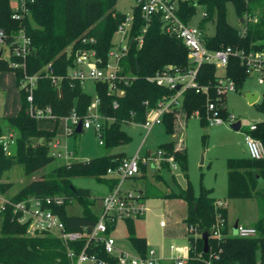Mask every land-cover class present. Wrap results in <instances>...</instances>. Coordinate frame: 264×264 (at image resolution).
I'll return each mask as SVG.
<instances>
[{
  "label": "trees",
  "instance_id": "obj_1",
  "mask_svg": "<svg viewBox=\"0 0 264 264\" xmlns=\"http://www.w3.org/2000/svg\"><path fill=\"white\" fill-rule=\"evenodd\" d=\"M118 0H33L30 2V12L20 22L11 16V1L0 0V26L8 33L17 30L20 24L24 26L30 37V51L26 56V70L33 73L42 65L51 63L56 74L63 75L60 89L51 83L48 77H41L33 92V103L37 106L49 104L56 117L50 118L52 125L42 126L38 118L29 110L26 93L19 88L22 70L11 68L8 61L0 57V73L12 72L19 88V107L15 114L0 116L6 121V128L0 121V136L12 131L14 142L10 144V152L6 153L0 143V179L3 173L14 164H21L24 173L30 179L16 192L9 195L12 200H20L28 196H62L65 202L53 209L63 220L66 229L80 230L92 228L97 220L91 205L94 203L87 188L77 186L72 177L90 175L103 181L111 187L114 178L106 173L108 167L116 166L126 156L124 152H110L87 159L71 158L62 162L50 153L49 141L58 132L63 115L68 114L74 107L76 112L83 115L93 96L85 92L79 81L67 77L69 68L74 64L77 49L94 48L97 55L107 59L109 48L119 23L125 19V12L118 10L115 4ZM180 17L187 22L195 11L197 4H204V16L211 18L216 11L217 22L214 35H204L208 48L217 49L226 45L252 50H264V0H232L235 10L245 23L243 30L231 26L225 19L227 0H175ZM258 11L257 15L253 13ZM133 19L128 28V49L121 58L120 74L128 81L118 83L120 88L111 93L106 81H94V87L99 97L98 109L101 113L114 117L103 132V144L113 147L129 139L128 133L121 127L124 119L143 121L147 106L155 105L164 94L174 92L173 88L157 85L148 79L157 70L168 63L181 66L188 64L187 48L175 35L162 30V20L159 14L154 15L143 32V41L138 44L136 37L142 33L145 19L140 9L133 6ZM83 37H93L94 41H83ZM215 64L202 63L196 79L200 84H208L209 97L215 98L211 86L215 82ZM226 74L235 80L238 89L248 77L240 60L229 56ZM182 105L163 115L165 130L169 135L176 132L178 113L188 117L195 110L199 111L201 122L207 125L205 119V102L207 96L187 88L182 95ZM118 101L116 107L113 100ZM260 108L264 110V89L262 91ZM221 114L227 117L228 111L222 107ZM74 132L73 134H76ZM252 134L264 144V120L256 121ZM205 137V133L203 134ZM167 153H172L178 162L180 170L187 177V150L184 145L174 139L158 145ZM53 163V164H52ZM227 168V193L231 198H245L261 194L264 201V187L257 188L255 174L264 181V157L252 158L249 155L228 157L225 161ZM51 166L46 169V165ZM41 172L38 177L36 173ZM11 182L0 181V192L6 194ZM182 198L186 202L187 212L184 218L188 231L189 258L186 264H264V210L252 224L255 227L253 235L241 236L229 231L227 209L218 204L217 199L210 195V189L200 185L195 193L189 180L185 186L177 184L176 190H148L146 197ZM76 199L81 205V212L73 213L66 206ZM0 225V264H71L67 255L71 247L75 256L85 246L86 238L82 237L67 244L57 235L50 232L28 234V222L17 221V214L8 205L1 212ZM134 218L124 221L128 227L129 240L132 246L144 253L147 249L145 237L136 234ZM109 231L111 226L108 227ZM218 230L219 233H215ZM203 231L209 233V249L203 251ZM87 252H94L106 259L110 264H116L105 252L101 243L89 242L85 247ZM75 259V258H74Z\"/></svg>",
  "mask_w": 264,
  "mask_h": 264
},
{
  "label": "built area",
  "instance_id": "obj_2",
  "mask_svg": "<svg viewBox=\"0 0 264 264\" xmlns=\"http://www.w3.org/2000/svg\"><path fill=\"white\" fill-rule=\"evenodd\" d=\"M11 16L22 22V18L30 12V2L33 0H10ZM135 6L140 9L141 15L145 19V24L136 39L141 45L143 41V32L149 25L152 17L159 14L162 20V30L169 34L177 36L187 48L188 64L181 66L168 63L157 70L154 74L148 76V79L157 85L173 88L171 94L162 95L153 106H147L145 119L135 121L124 119L130 124H140L146 128L145 137L156 123L163 122V115L166 112L177 109L182 105V95L185 89L194 88L207 96L205 102V119L208 125L221 124L234 121L236 118L229 113L227 117L222 116V107L226 108L225 95L228 91L237 90L235 80L226 74V65L229 56H236L240 64L244 67L248 77L254 75L258 83L264 84V50H252L242 47H233L226 45L217 49H210L206 46L202 28L195 25H189L178 13V6L175 0H134ZM205 14V13H204ZM133 14L126 15L125 19L119 23L114 34L119 35L117 40H113V45L109 48L107 59L97 55L94 48L77 49L74 64L69 68L67 77L72 81H79L81 85L84 80L91 78L94 81H106L108 90L111 93L120 91L118 83L128 81V78L120 74L121 58L128 49V28L131 25ZM114 39V38H113ZM83 41H94L93 37H83ZM30 37L26 34L24 26L20 24L17 30L8 33L4 27L0 26V57L8 61L11 68H20L22 76L19 80V88L26 93V100L29 103L28 110L37 118H54L56 114L52 107L47 104L37 106L33 103V92L37 81L41 77H48L52 84L60 89V81L63 75L54 72V66L50 62L42 65L33 73L26 70V56L30 51ZM7 47L8 53L4 56V50ZM215 64V82L211 86L215 98L209 97L208 84H200L197 79V72L202 63ZM219 69H221L219 71ZM180 84L179 88L176 85ZM99 97L97 94L92 97L83 115L76 112L74 107L71 111L63 115V129L65 135L76 132V126L81 121V131L92 128L98 137V143L103 144V132L106 126L114 120L113 116L103 114L98 109ZM118 101L113 100V106L116 107ZM193 114L199 116V111L195 110ZM122 121V122H123ZM256 128V121H252L244 132V141L248 155L252 158L264 157V144L258 137L252 134ZM14 142L12 131L0 136V143L6 153L10 152V144ZM143 142L132 155H126L118 165L108 167L106 173L109 177L115 179L111 187H108L106 193L101 196L102 208L92 228L89 230L83 227L80 230L66 229L65 224L59 214L53 209V206L61 205L65 202L62 196H28L20 200H12L8 194L0 192V211L8 205L12 207L17 214V221L28 222V228L36 233L45 231L57 235L66 244L70 241H76L82 237L86 238L85 246L75 256V252L68 247L67 255L72 260L71 264H82L84 261H90L92 264H110L104 258L99 257L94 252H87L86 246L94 241L101 243L103 249L108 253L116 264H162L165 261L173 264H186L189 258V244L183 247L182 254H178V247L174 243L168 245L169 254H159L155 248L147 247L144 253H140L134 248V253L121 248L116 244L115 237L111 232L115 229L118 220L127 218H138L146 211L145 192L130 184H125V180L133 179L141 171L150 169L151 172L159 173L164 169H176L179 165L172 153H167L162 147H145L140 151ZM50 153L56 159L62 161L74 158L73 152L66 146H62L58 138L54 137L49 141ZM160 225L165 224V220H160ZM111 226L109 231L108 227ZM255 227L237 224V234L241 236L253 235ZM215 233H219L218 230ZM75 258V259H74ZM248 264V263H247Z\"/></svg>",
  "mask_w": 264,
  "mask_h": 264
},
{
  "label": "rangeland",
  "instance_id": "obj_3",
  "mask_svg": "<svg viewBox=\"0 0 264 264\" xmlns=\"http://www.w3.org/2000/svg\"><path fill=\"white\" fill-rule=\"evenodd\" d=\"M225 5L226 21L231 26L243 30L245 23L237 14L233 1L227 0ZM133 6H135L134 0H118L115 4V7L118 10L124 11L126 15L132 14ZM205 11L204 4H197L195 11L187 20V24L201 27L204 33L211 36L216 32L217 15L216 11H214L212 17L207 18L204 16ZM253 14L257 15L258 11H255ZM118 38L119 35L115 34L114 40ZM7 53L8 49L6 47L4 56ZM8 72L0 73V116L17 112L19 106V88L12 74ZM82 88L91 96H95L96 91L93 79H85ZM247 89H256L260 97L255 102H249L244 95ZM263 89L264 84L258 83L256 77L251 75L242 82L237 90L226 93L224 100L226 108L236 119L241 120V127L239 129H232L226 123L205 125L197 114L184 117L183 114L178 113L176 132L172 135L166 132L163 122L152 125L145 137V127L140 124L133 125L123 121L121 127L128 133L129 139L113 147L100 145L97 134L92 128L84 129V131L77 132L76 134L65 135L63 119L59 123L58 132L55 137L60 140L62 146H66L73 152L74 158L87 159L110 152H124L126 155H132L136 152L141 142H143L140 149L141 152L145 147L155 149L160 143L169 140L173 136V139L179 144L183 145L184 143L187 146V177L184 176L179 166L176 169H164L158 174L157 172H155L156 174L151 172L150 169H145L133 179L125 180V184L132 183L131 185L141 188L145 192V196L149 189L165 192L176 190L177 184H186V179L189 180L195 193H198L200 185H203L210 189L211 196L219 200L220 203L218 204H223L226 207L228 228L232 233V228L236 222L237 224L241 223L250 226L264 210V201L261 194L245 198H231L228 196L224 165L227 156L234 155L237 150L240 153L244 152V132L249 124L255 120H264V110L259 106ZM49 119L40 117L38 118V122L42 126L49 127L52 125ZM0 121L6 128L7 123L5 119L2 118ZM204 133L205 137H203ZM232 148H235V150ZM56 161L62 162L60 159H56ZM50 166L51 164L46 165V169ZM40 173H36L31 178L38 177ZM29 179L24 173L23 166L21 164H14L3 173L0 181L12 183L6 192V194L11 195ZM72 181L75 185L87 188L90 191L94 198L91 208L95 213H99L102 208L101 196L107 192V184L90 175L74 176L72 177ZM211 184H214V188L210 187ZM164 201V198L158 196H149L147 198L145 215L133 219L136 234L144 235L149 243L148 247L155 248L159 252L162 251L165 255L169 254L168 245L170 243H174L178 247V254H182L183 247L189 244L187 237L191 233L186 229L183 221L179 219L180 214L176 212H183L185 203L182 201V198H168L166 200L167 204ZM66 210L68 212L79 213L82 208L77 200L74 199L66 206ZM164 210L168 212V215ZM174 218L179 220V222L173 225L172 232L169 231L168 227L160 226V220L170 222ZM1 219L0 213V223ZM27 233L32 234L35 232L27 228ZM111 234L115 237L117 245L134 253V247L128 238L129 233L126 222L118 220ZM82 264L92 263L84 261ZM162 264L173 263L165 261Z\"/></svg>",
  "mask_w": 264,
  "mask_h": 264
},
{
  "label": "water",
  "instance_id": "obj_4",
  "mask_svg": "<svg viewBox=\"0 0 264 264\" xmlns=\"http://www.w3.org/2000/svg\"><path fill=\"white\" fill-rule=\"evenodd\" d=\"M241 20H243L242 17H241ZM171 35H173V33H171ZM1 53H2V49H0V55H1ZM179 87H180V84H177L176 88H179ZM244 95L247 98V100L252 103L258 98V91L257 90H248V91L244 92ZM227 124L232 129H239L241 127V120L236 119L234 121L227 122ZM75 130H76V132L81 131V121L78 122ZM255 176L257 179V188L258 189L263 188L264 187L263 179L258 174H255ZM232 233L237 234V222L234 224V226L232 228ZM208 236H209V233L207 231H203L201 234V237L203 240V251L204 252H207L209 249Z\"/></svg>",
  "mask_w": 264,
  "mask_h": 264
},
{
  "label": "crops",
  "instance_id": "obj_5",
  "mask_svg": "<svg viewBox=\"0 0 264 264\" xmlns=\"http://www.w3.org/2000/svg\"><path fill=\"white\" fill-rule=\"evenodd\" d=\"M9 73V72H8ZM10 74H12V76L14 77V75H13V73L12 72H10ZM14 79V78H13ZM248 90H256V89H247V90H245V91H248ZM260 97V94H259V92H258V98ZM261 97H262V93H261ZM257 98V99H258ZM256 99V100H257ZM255 100V101H256ZM254 101V102H255ZM19 107V106H18ZM16 113V112H15ZM15 113H13V114H15ZM4 115H11V114H4ZM255 121H258V120H255ZM222 124V123H221ZM214 125H217V124H214ZM172 139H173V136L171 137ZM175 140V139H174ZM177 140V139H176ZM245 143V142H244ZM183 145L186 147V150H187V146L183 143ZM244 147H245V150H244V152H242V153H240V151L239 150H237V151H235V154L234 155H229V156H227L226 158H225V161H226V159L228 158V157H240V156H247L248 155V152H247V149H246V145L244 144ZM233 150H235V148H232ZM225 165V180L227 181V178H226V175H227V168H226V163L224 164ZM223 172V171H222ZM156 174V173H155ZM158 174V173H157ZM130 185L132 184V183H129ZM180 184V183H179ZM181 185V184H180ZM181 186H185V185H181ZM210 187H212V188H214V184H211V186ZM107 189H108V186H107ZM147 198L148 197H146V200L145 201H147ZM165 199V204H167V199L168 198H164ZM182 201L185 203V209H184V211L183 212H179V211H177L176 213L177 214H180V216H179V219H181V221H183V223H184V225H185V227H186V229H187V226H186V223H185V221H184V218H185V216H186V212H187V207H186V202H185V200H183L182 199ZM183 202H181V204H183ZM217 202L218 203H220L219 202V200H217ZM173 206V205H172ZM164 212L168 215V212H166V210H164ZM164 213V214H165ZM143 215H145V212H144V214ZM142 215V216H143ZM142 216H140V217H142ZM139 218V217H138ZM125 222V221H124ZM177 222H179V220H177V219H171L170 220V222H166L165 221V224L164 225H160V226H163V227H168V229H169V231L170 232H172V230H173V225L174 224H176ZM117 225V224H116ZM140 236H144V235H140ZM145 237V236H144ZM145 242H146V247H148V245H149V243H148V241H147V238L145 237ZM157 252L159 253V254H164L165 255V253L164 252H159L158 250H157Z\"/></svg>",
  "mask_w": 264,
  "mask_h": 264
}]
</instances>
